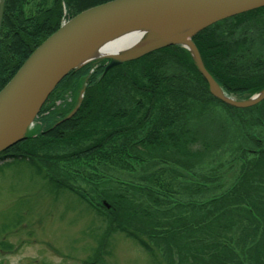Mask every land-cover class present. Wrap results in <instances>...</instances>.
<instances>
[{
	"label": "trees",
	"instance_id": "16d2710c",
	"mask_svg": "<svg viewBox=\"0 0 264 264\" xmlns=\"http://www.w3.org/2000/svg\"><path fill=\"white\" fill-rule=\"evenodd\" d=\"M22 1L12 2H17L19 12ZM8 2L3 16L10 26L4 29L1 24L0 89L59 27L62 6L68 16L83 7L78 0H55L53 8L17 23L21 18L13 20ZM5 30L11 35L2 34ZM192 40L205 69L227 94L244 99L264 88V7L216 22ZM145 56L149 63L137 68L141 79L134 68L123 64L105 73L100 62L91 72L92 64L70 71L60 81L63 92L75 90L88 75L78 108L54 126L62 114L44 104L36 134L51 141L59 136V143L76 146L66 149L71 150L70 159H92L89 166L100 174L94 178L97 189L87 193L90 201L80 196L81 202L102 217L110 231L134 241L155 264L162 263L154 249L157 245L167 250L168 264L175 260L176 264H264V98L236 107L214 97L189 52L178 45ZM166 70L173 76L166 77ZM197 105L219 106L229 113L237 129L234 150H226L229 116L218 120L223 124L211 133V126L200 134L192 132ZM62 108L69 112L71 106ZM216 111L205 109L202 119H211ZM43 124L54 127L42 130ZM83 139L90 142L80 148ZM12 148L0 154V168L13 160L45 162L29 153H8ZM36 171L41 172L40 166ZM121 171L123 180L115 181ZM98 199L109 205V211L94 206L91 201ZM97 253L99 257L101 251Z\"/></svg>",
	"mask_w": 264,
	"mask_h": 264
},
{
	"label": "rangeland",
	"instance_id": "374dc122",
	"mask_svg": "<svg viewBox=\"0 0 264 264\" xmlns=\"http://www.w3.org/2000/svg\"><path fill=\"white\" fill-rule=\"evenodd\" d=\"M89 1L91 0H78V5L83 6L78 14L95 5V2L89 3ZM12 2L13 0L7 4L8 13L10 12L13 20L21 18L16 20L19 23L24 19L38 15L41 13L40 10L53 8L55 0L22 1L20 4L22 6L21 12H19V5H16L17 2L14 5ZM103 2L105 0H98V3ZM4 4L5 0H0V40L1 24H4V29L10 26V20L3 16ZM62 9L67 16L68 9L63 6ZM5 32L2 34L11 35L7 30ZM1 44L5 48V40H2ZM145 55H141L136 62L123 63L125 68H129V66L134 68L132 71L139 79L142 76L137 72V68L145 67L149 63V58H145ZM96 67V64L92 65L90 72ZM102 67L104 68V65ZM164 74L167 75L166 77H171L174 72L166 70ZM87 80L88 75H84L75 90L66 92L61 91L63 82H59V87L49 94L51 99L45 102L46 107L53 110L55 114H62L59 120L66 117H68L67 119L71 118L75 111L74 107H77L82 99ZM207 84L209 83L207 82ZM220 87L226 95L237 98L233 94H227L221 85ZM64 104L71 106L69 112L63 110ZM207 108H215L217 117L215 115L213 117L212 114L211 119L203 120L202 112ZM62 110L65 112H60ZM226 116L230 117L229 113L219 106L197 105L191 116L192 132L200 134L204 131V127L206 129V127L211 126L212 128L208 130L211 133L216 130V126L223 124ZM226 122H228L227 128L230 131L226 150L231 151L234 150L238 142L237 129L235 125H232L231 117L227 118ZM32 123L26 128L21 139L13 144L14 148L8 153H29L34 155L36 159H45V162L26 163L13 160L10 165L0 168V264H155L152 257L134 241L120 232L110 231L107 222L103 221L102 217L100 218L97 214L95 216V211L93 212L84 200L81 202L80 196L90 201L91 198L88 194L94 193L97 189L98 181L95 182L94 178L100 174H96L89 166L92 159L89 161L70 159L71 150L67 151L66 149L74 150L76 146L59 143V136L58 138L49 137L53 141L47 140L48 138L44 139L43 135L38 136L36 133L41 127L38 119ZM58 124H54V126ZM199 124H203L201 130H197ZM46 125H42V130H50L54 127L51 125L46 128ZM65 130H70V128H65ZM208 136H211V140L212 135L209 134ZM89 142V140L83 139L79 145L80 148ZM6 159L12 160L9 157ZM39 166L41 172L36 171ZM123 173L121 171L115 181L123 180ZM62 183H66V185L63 186ZM91 202L94 206L100 204L102 209H109V205L104 201ZM154 249H156V253L158 252L157 256L162 260L161 264H168L165 255L167 250L159 245ZM98 251H101L99 257ZM176 263L175 260L174 264Z\"/></svg>",
	"mask_w": 264,
	"mask_h": 264
},
{
	"label": "water",
	"instance_id": "95a60500",
	"mask_svg": "<svg viewBox=\"0 0 264 264\" xmlns=\"http://www.w3.org/2000/svg\"><path fill=\"white\" fill-rule=\"evenodd\" d=\"M262 6L264 0H110L83 11L47 37L0 90V151L23 136L26 128L15 136L13 127L32 90L37 89L38 95L30 123L59 80L71 69L84 64H75L83 52L118 30L161 18L181 17L179 26L187 28L159 37L122 58L104 54L99 58L109 59L105 69L154 49L179 44L189 51L214 96L233 106L255 104L264 97V88L246 99L226 95L203 66L190 38L216 21Z\"/></svg>",
	"mask_w": 264,
	"mask_h": 264
},
{
	"label": "bare ground",
	"instance_id": "6f19581e",
	"mask_svg": "<svg viewBox=\"0 0 264 264\" xmlns=\"http://www.w3.org/2000/svg\"><path fill=\"white\" fill-rule=\"evenodd\" d=\"M181 17H167L154 20L143 25L130 26L118 30L105 38L99 40L77 59L76 65L97 59L104 54H111L115 58H122L131 52L139 50L144 45L159 37L172 33H178L187 27L179 26ZM37 89L29 94L25 107L13 127V134L18 135L30 124L31 115L37 99Z\"/></svg>",
	"mask_w": 264,
	"mask_h": 264
}]
</instances>
